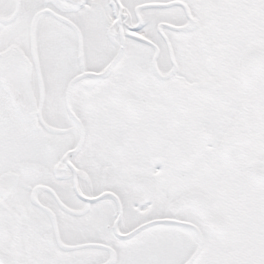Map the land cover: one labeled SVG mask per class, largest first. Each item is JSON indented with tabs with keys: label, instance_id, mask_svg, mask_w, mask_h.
<instances>
[{
	"label": "snow or ice",
	"instance_id": "snow-or-ice-1",
	"mask_svg": "<svg viewBox=\"0 0 264 264\" xmlns=\"http://www.w3.org/2000/svg\"><path fill=\"white\" fill-rule=\"evenodd\" d=\"M0 264H264V0H0Z\"/></svg>",
	"mask_w": 264,
	"mask_h": 264
}]
</instances>
